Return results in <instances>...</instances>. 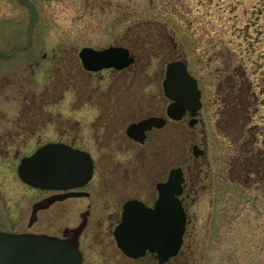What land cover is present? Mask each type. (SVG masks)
<instances>
[{"label":"rangeland","instance_id":"obj_1","mask_svg":"<svg viewBox=\"0 0 264 264\" xmlns=\"http://www.w3.org/2000/svg\"><path fill=\"white\" fill-rule=\"evenodd\" d=\"M109 44L136 52L128 70L138 71L133 80L141 84L155 81L159 102L169 60L186 61L202 90L198 124L165 127L156 138L171 133V148L152 154V202L156 182L177 165L184 167L188 187L183 243L165 264H264V0H0V130L21 131L7 155L11 165H0V228L26 230L39 197L21 183L16 166L42 143L37 135L42 103L61 97L48 110L82 118L85 112L72 110L75 90L84 94L83 88L108 81L109 70L89 74L77 52ZM48 131L41 138L57 137L55 127ZM193 144L204 150L202 156H193ZM240 149L248 158L259 156L235 161L232 155ZM111 158L106 162H115ZM130 194L137 193L103 197L101 212L96 207L90 216L84 264L156 262L128 258L115 243L112 229ZM60 219L41 211L32 230L56 232Z\"/></svg>","mask_w":264,"mask_h":264},{"label":"flooded vegetation","instance_id":"obj_2","mask_svg":"<svg viewBox=\"0 0 264 264\" xmlns=\"http://www.w3.org/2000/svg\"><path fill=\"white\" fill-rule=\"evenodd\" d=\"M109 45L123 46L127 48L130 56H132L134 60L132 64L123 69L103 68L98 71H91L84 69L81 65L83 70L89 74H97L103 70H109V76L107 78L108 81H103L101 79V84L83 88L84 94L75 90V97L72 99V110L85 112L86 114H83L82 118L74 116L70 118H63L59 113L55 114L50 112L48 110V105L58 102L61 97L53 103L47 102V105L42 103V106L40 107L41 109H39L41 112V127L37 135L42 143H40L37 148L47 143H63L87 152L92 160V172L90 179L81 186L68 187L65 189H46L30 186L18 177L21 183L38 191L39 197L31 204L30 214L26 224L28 230L26 229L24 231L15 232L56 236L62 239L74 238L77 235L79 249L82 253L83 264V237L87 227L89 226L90 216L94 211H96V207L99 209L98 212H101L99 207L103 202V197L111 201L112 196L114 194L116 195L117 192L118 194L116 195V198L120 195L123 196L125 191H135L137 193L136 195L130 194L121 203L119 219L112 229L113 235V230L120 221L123 206L127 201H141L149 208H152V204L157 198V190H155L156 196L152 202V165H155L156 163L152 154L158 152L165 153L171 148L169 140L171 133L168 136L156 138L158 135L157 133L161 132L167 126H173L174 124L180 122H187V125L193 129L199 122L200 110H198L194 117H192L190 112L186 110L178 120L167 116V107L173 103V100L168 98L163 91L162 81L165 77V67L163 69L159 87L164 100L159 102L155 97L152 87V84L155 81L152 80L151 82L148 81L145 84H141V82L136 81L139 76L138 71L131 72L128 70L136 63V52L133 51L130 46L118 44ZM187 70L193 77H195L189 71L188 64ZM128 75H130V77ZM129 78L132 79L128 80ZM133 78H136L135 81ZM196 82L198 88L200 89V100L202 102V90L197 78ZM84 95L88 96L86 97ZM45 109L48 113H45ZM22 117L24 118V115H22ZM152 117H162L166 120V122L159 128L149 126L144 128L143 131H140L138 128L137 130H133V136L130 135L132 133H129L131 125L138 124L139 122ZM7 121L11 122L12 120ZM19 121L21 120L19 119ZM50 127L56 128L57 137L47 136L41 138L46 134V132L48 134ZM20 132L21 131L16 130L13 131L12 129L0 130V157L4 158V162H1L0 165H11L10 161H7L10 160V158L7 159V155L11 153V144L14 143L16 137L20 136ZM182 132H184V129H181V134ZM34 134V132L28 134L27 139L25 140L26 144H28L30 141L29 139H31ZM162 138L163 140L160 141V144L163 143L164 145L156 146L158 139ZM203 154L204 151L198 156H195L193 153V156L200 157ZM113 156L116 157L115 162H106L108 157L113 158ZM18 164L16 166V173ZM229 166L231 173V165ZM176 167L181 169L184 177L182 193L179 198L187 218V211L184 205V197L186 192L188 193L185 171L184 167L180 165H177ZM167 176L164 179L158 180L156 184L158 182L165 181ZM117 184H119L121 189L117 187ZM98 199L99 201H97ZM36 203H39V205L37 206L33 220H30L33 205ZM49 210H51V213H57L61 216L59 224L57 225V231L47 232L32 230L33 225L39 221V213L41 211ZM115 212L117 213L118 211L116 210ZM0 230L3 229L0 228ZM144 257H149L151 261L153 257L156 261L153 264H157V259L154 253L146 252L144 256L137 259Z\"/></svg>","mask_w":264,"mask_h":264},{"label":"water","instance_id":"obj_3","mask_svg":"<svg viewBox=\"0 0 264 264\" xmlns=\"http://www.w3.org/2000/svg\"><path fill=\"white\" fill-rule=\"evenodd\" d=\"M78 56L82 66L91 71L109 67L123 69L134 60L127 48L114 45L101 49L83 47ZM162 86L165 95L173 100L167 107L168 117L178 120L186 110L192 117L197 114L201 107L200 90L184 61L172 60L166 64ZM165 122L162 117L148 118L131 125L129 133L133 136V130L159 128ZM192 151L195 156L203 152L197 145H193ZM91 172L90 155L63 143H47L24 156L18 165L22 181L46 189L81 186L90 179ZM183 181L181 169L172 168L167 180L156 184L158 197L152 208L137 200L124 204L113 236L127 257L139 258L149 251L156 254L158 264H163L178 253L186 227V214L179 199ZM38 205H33L30 220ZM0 264H82V254L77 235L62 239L0 230Z\"/></svg>","mask_w":264,"mask_h":264},{"label":"trees","instance_id":"obj_4","mask_svg":"<svg viewBox=\"0 0 264 264\" xmlns=\"http://www.w3.org/2000/svg\"><path fill=\"white\" fill-rule=\"evenodd\" d=\"M243 143H244V145H246L247 144V142H246V139H244L243 140ZM262 153V151H260V153L259 154H261ZM233 157V159L235 160V161H238L239 159L240 160H243V161H247L248 159L251 161V160H253L252 158L254 157V160H257V156H259V155H255V156H249V158H248V156L246 155V151H244L243 149H240V152H238V153H236V152H234L233 153V155H232ZM260 156H262V157H264V153H262ZM252 162V161H251ZM245 171V174L247 175L249 172H251V170H249L248 168H246V170H244ZM243 171V172H244ZM257 171V167L255 168V172ZM259 172V171H258Z\"/></svg>","mask_w":264,"mask_h":264}]
</instances>
